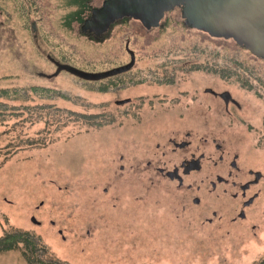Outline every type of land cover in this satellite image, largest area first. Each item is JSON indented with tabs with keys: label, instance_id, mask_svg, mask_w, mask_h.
I'll return each instance as SVG.
<instances>
[{
	"label": "rangeland",
	"instance_id": "1",
	"mask_svg": "<svg viewBox=\"0 0 264 264\" xmlns=\"http://www.w3.org/2000/svg\"><path fill=\"white\" fill-rule=\"evenodd\" d=\"M4 1L0 89L60 91L69 100L33 97L27 105H50L86 119L23 114L0 123V237L30 233L47 249L43 260L68 264H259L264 182L248 221L230 223L224 209L235 202L226 197L214 224H207L212 215L201 217V206L215 204V197L202 195L196 207L186 188L144 178L140 155L164 150L157 144L165 145L172 133L191 131L193 150L221 145L264 173V59L233 40L186 27L178 9L151 31L129 17L119 19L96 43L81 27L103 0H33V11L21 1L14 7ZM127 48L136 55L130 71L101 81L66 70L45 78L56 72L48 55L101 74L130 64ZM165 72L173 83L160 84ZM206 89L229 92L241 108L227 113ZM128 98L132 105H118ZM139 103L145 107L133 105ZM120 155H130L132 170L126 165L120 172ZM203 164L188 183L206 178L211 165ZM0 264L29 263L19 247L1 252Z\"/></svg>",
	"mask_w": 264,
	"mask_h": 264
},
{
	"label": "flooded vegetation",
	"instance_id": "2",
	"mask_svg": "<svg viewBox=\"0 0 264 264\" xmlns=\"http://www.w3.org/2000/svg\"><path fill=\"white\" fill-rule=\"evenodd\" d=\"M19 1L30 7L32 11L36 8L33 0H11L12 6L13 3H16L18 5ZM107 1L108 0H103V3L100 7L94 8L93 11H96V13H98L94 17V19H92L93 11L89 15L90 17L88 16L89 18L86 19V22L88 21L86 30L84 29L86 22L81 27L85 33L95 35V37L97 38L95 39L96 43L106 40L104 38H106V34L108 33L112 25L108 24L111 20V13L105 12L106 10L110 11L111 7L110 6L108 8H105V4ZM4 2L5 1L2 0V3ZM3 7L4 6L0 4L1 16L4 14ZM177 9L180 10L183 14V5L176 7L172 11H175ZM167 13L165 15H167ZM131 19L141 23L143 27H145L148 31L158 29L161 26L162 21L164 20L163 18L158 26L147 28L140 20L134 18ZM183 20L186 27L193 29L184 18ZM100 22H103L104 24H100ZM33 29V31H37L35 23L33 24ZM34 38H37L36 34L34 35ZM127 51L129 55L134 54V52H132L129 48H127ZM47 58L53 65H55L56 72L54 74H56L59 69V65H63L64 63L57 61L51 55H48ZM168 74L169 73L167 72L161 74L166 79L160 81V84L168 82V84L173 83V78H170V80H168ZM226 92L227 91L207 92L206 89L204 93L207 96H212L217 101L223 102L227 113H229L231 106L241 108L239 103L235 99H233V97H226V99L229 100L228 103L226 102L223 96V94H225ZM117 103L118 105H132V100L128 98L124 100H118ZM133 105H135V107H145L140 103ZM161 148L164 150L147 152V154L145 155H140L141 157H143L140 173L144 178L157 179L162 183L170 185V187H176L177 189L181 190H184V188H186L187 193L193 195L192 202L196 207L200 206L202 195L207 194L211 197H215V204L210 206H201V217L206 215L208 212L209 215H212V218L206 217L204 223L212 225L214 224V220H216L215 218L219 215L217 214V210H219L218 204H221L220 200L226 197L233 199V201L235 202L234 206L225 207L224 209V211H226L229 215H232L230 223L236 224L241 220L248 221L250 215L248 211L253 206H256L261 198L262 190L260 191V187L261 183L264 182V173L259 168L247 166L242 159L243 157L241 153L224 150L222 149L221 145H216L215 151L193 150L194 139L191 131L179 133L177 136L172 133L165 145L161 147L160 144H157V150H160ZM212 155H215L218 160L214 161ZM205 161L211 165L208 171L209 174L206 176V178L201 179V183H196V186L192 183H188V179L191 175L203 172V163ZM129 162H131L130 155L119 156V161L116 162V165L119 164L120 172L125 173V171H127L126 165H130L128 170L133 169ZM152 184H154V181H152ZM126 185L128 184H125V186ZM204 187L206 188L204 189ZM203 190H205L206 192H203ZM219 219H223V216H219Z\"/></svg>",
	"mask_w": 264,
	"mask_h": 264
},
{
	"label": "water",
	"instance_id": "3",
	"mask_svg": "<svg viewBox=\"0 0 264 264\" xmlns=\"http://www.w3.org/2000/svg\"><path fill=\"white\" fill-rule=\"evenodd\" d=\"M181 5L183 18L193 29L216 39L233 40L252 55L264 59V0H108L105 8L111 7L110 11L105 12L111 13L108 24L130 17L151 28L158 26L167 12ZM97 14L93 11L92 19ZM87 24L88 21L85 23V30ZM135 62V55L132 54L130 64L101 74L83 73L63 64L59 65L56 74L46 77L54 78L66 70L86 80L101 81L132 70ZM207 92L214 91L207 89ZM223 96L227 103L229 100L226 97H232L229 92Z\"/></svg>",
	"mask_w": 264,
	"mask_h": 264
},
{
	"label": "trees",
	"instance_id": "4",
	"mask_svg": "<svg viewBox=\"0 0 264 264\" xmlns=\"http://www.w3.org/2000/svg\"><path fill=\"white\" fill-rule=\"evenodd\" d=\"M29 90L36 96H32L28 89H0V123L6 122L14 116H20L23 114H37L39 115L38 120H41L44 117L50 119V115H57L59 113L67 116H74L76 117V120L86 119V117L81 113H72L70 111L64 110L62 111L61 109L50 105H27L33 101V97L38 98L40 101L52 100V97L54 96L64 99L69 98L68 95H65V93H61L60 91L53 89L41 90L38 87H31ZM101 91L104 92V90ZM20 108L21 111H18ZM50 112L52 113L50 114ZM86 122L89 123L90 121ZM19 247L23 248L24 256L29 264H68L67 262H61L58 260H43L42 254L46 253L47 249L40 238L34 237L30 233L20 230H13L5 234L3 237H0V253L14 250ZM259 264H264V259H262Z\"/></svg>",
	"mask_w": 264,
	"mask_h": 264
}]
</instances>
